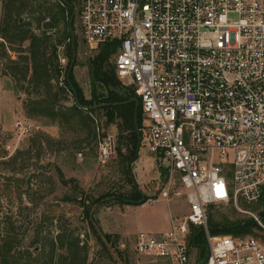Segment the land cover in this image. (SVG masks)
<instances>
[{
	"label": "built area",
	"instance_id": "2783aa9c",
	"mask_svg": "<svg viewBox=\"0 0 264 264\" xmlns=\"http://www.w3.org/2000/svg\"><path fill=\"white\" fill-rule=\"evenodd\" d=\"M72 3L87 52L119 43L116 77L139 102L143 143L164 170L141 191L145 203L188 208L166 231L136 234L134 252L163 264H264V0ZM212 207L252 220L251 233L210 236ZM191 225L204 232L202 261Z\"/></svg>",
	"mask_w": 264,
	"mask_h": 264
},
{
	"label": "rangeland",
	"instance_id": "374dc122",
	"mask_svg": "<svg viewBox=\"0 0 264 264\" xmlns=\"http://www.w3.org/2000/svg\"><path fill=\"white\" fill-rule=\"evenodd\" d=\"M1 16L0 1V20ZM21 20L30 23V31L37 35L44 31L43 24L38 27L26 12L21 14ZM74 22L75 10L72 25L77 48L73 79L84 99L89 101L92 99V85L88 64L96 53L87 52ZM62 27L59 24L48 33L57 38ZM66 43L58 48V55L64 59ZM27 45L26 41L9 46L6 56L0 52V70L6 67L9 58L17 61L18 57H24L21 51ZM109 61L113 65V56ZM58 62L64 71L67 60L61 63L58 58ZM0 77L19 101L15 110L16 120L0 123V263L9 264L10 258L14 257L18 264H26L29 254L40 263H47L52 253L50 241L60 237L64 243L76 241L78 248L74 255L84 257V264H163L138 256L133 250L135 236L140 232H163L167 214L169 217H181L187 214L188 208L181 201L166 203L158 200L148 204L144 202L140 206H126L114 199L127 196L133 187L126 174L128 132H121L124 137L121 145L118 139L121 120L116 118L113 123H107L102 109L91 115L81 112L76 116L69 110L74 105V98L64 88L62 73L58 80L50 81L49 89L40 87L35 90L27 81L21 82L28 92L17 89L18 82L9 76L0 74ZM117 80L120 88L131 91ZM96 89L97 95L103 93L106 96L104 90ZM31 100L43 105L54 102L55 109L66 117L52 119L28 114L25 103ZM139 133V153L130 161V172L141 193L143 189L147 191L154 181L163 180L164 174L159 162L144 145L141 129ZM108 138L112 139V150L103 154ZM107 194L109 196H105ZM143 197L147 199L149 194ZM97 199L100 200L97 202ZM80 200H85L90 218L85 215ZM209 215L216 221L247 219L229 207H212ZM41 224L44 229L39 228ZM5 244L11 246L7 254L4 252ZM65 254V249L57 248L55 244L53 264H63L59 257ZM196 255L197 250L191 255L193 261Z\"/></svg>",
	"mask_w": 264,
	"mask_h": 264
},
{
	"label": "trees",
	"instance_id": "16d2710c",
	"mask_svg": "<svg viewBox=\"0 0 264 264\" xmlns=\"http://www.w3.org/2000/svg\"><path fill=\"white\" fill-rule=\"evenodd\" d=\"M2 8V16L0 20V52L6 56L7 51L10 50L9 46L13 44L21 45L24 42H28L27 47L21 51L25 54L24 57H18L17 61L9 60L4 69L0 70L1 76H9L13 80L18 82L16 88L23 92H28L27 88L21 86V82L27 81L28 84L33 85L37 90L40 87L46 89L50 88V81L54 78L57 80L63 74L62 82L64 88L73 95V98L77 99L80 106L94 107L90 109H83L78 107L75 103L69 108L74 111L76 116H79L81 112H86L91 115L98 109L104 110L107 123L111 124L116 118L121 120L119 125L120 134L118 139L121 145V132H128V143L126 145L129 148V157L127 161L133 160L136 153L137 136L135 131V122L138 126L139 132L141 129V108L139 102L134 99L131 91L120 88L117 80L114 66L110 63L112 54L116 51L118 42H110L104 44L99 51L89 60L88 68L92 85V99L85 100L81 89L73 79L72 70L68 72L69 64L72 59V41L68 30V19L71 15V10L74 8L72 0H65L66 3L59 0H35V1H22V0H0ZM26 12L31 20L37 23V26L42 23L44 31L39 35L30 31V23H24L21 20V14ZM47 20V21H46ZM46 21V22H45ZM62 24V31L59 37L54 38L53 34H49L52 28ZM37 27V28H38ZM73 27V25H72ZM57 35V34H56ZM67 41L64 45V57L67 60V64L62 71V68L58 62V48L62 43ZM77 43L74 40V49L76 52ZM74 64V63H73ZM73 68V67H72ZM20 84V85H19ZM100 88L106 92V96L103 93L96 94L97 89ZM132 98L134 100H132ZM46 103V102H45ZM26 111L28 114H34L36 116L50 117L56 119L57 117H66L61 115L54 107V102L41 104L38 101H28L25 103ZM74 115V114H73ZM72 117V116H71ZM92 123V119L87 116ZM83 127L86 128V125ZM88 127V125H87ZM140 134V133H139ZM141 136V135H140ZM141 141V139H140ZM117 152L120 154L121 149L118 147ZM164 174V170L162 169ZM126 174L129 175L126 170ZM129 183H132L130 176L128 177ZM105 196H109L108 194ZM102 198V197H101ZM116 201L124 205H142L146 201L143 195L137 190L136 187H132L129 194L125 197H114ZM100 199H97V202ZM83 210L87 218L89 211L85 200L82 202ZM264 206V201H263ZM260 217L264 220V209L260 213ZM45 224V223H43ZM43 224L39 225L40 229H44ZM253 222L250 219H235L222 221H216L211 215L208 218V231L210 236L219 235H244L251 233V227ZM189 244L198 249L199 260L202 261L206 255V240L204 232L201 227L190 226ZM106 238H109L105 235ZM55 244L57 248L65 249L66 254L61 255L59 258L63 264H84L85 258L74 255V251L78 248V244L75 240H70L64 243L60 237H56L55 240L50 241L51 245V257L47 263H40L37 258H32L29 254V261L26 264H53L55 255ZM36 245H33L35 247ZM5 254L9 253L11 246L5 244ZM9 264H18L14 257L10 258ZM59 262V260H58ZM0 264H7L2 262ZM201 264V263H199Z\"/></svg>",
	"mask_w": 264,
	"mask_h": 264
},
{
	"label": "crops",
	"instance_id": "0c3cea01",
	"mask_svg": "<svg viewBox=\"0 0 264 264\" xmlns=\"http://www.w3.org/2000/svg\"><path fill=\"white\" fill-rule=\"evenodd\" d=\"M0 103L2 106V109L0 110V123L4 121H10L11 123H13L16 120L15 110L19 103L18 97L14 95L11 89L6 87V82L1 77H0ZM3 104L5 105L4 106L5 109L3 108ZM169 218L170 217L167 214V216L165 217L164 231L168 229Z\"/></svg>",
	"mask_w": 264,
	"mask_h": 264
},
{
	"label": "water",
	"instance_id": "95a60500",
	"mask_svg": "<svg viewBox=\"0 0 264 264\" xmlns=\"http://www.w3.org/2000/svg\"><path fill=\"white\" fill-rule=\"evenodd\" d=\"M59 1L66 3L65 0H59ZM72 22H73V10H71V15H70V17L68 19V30H69V33H70V36H71V41H72V59H71L70 64H69L67 76H68L69 72L72 70L73 63H74V60H75V57H76V53H75V49H74L75 33H74V30H73V27H72ZM74 100H75V103L78 105V107H82L83 109L94 108V107H88V106H80V104L77 102V99L75 98ZM132 100H134V99L132 98ZM135 131H136V136H137V145H136V153H135L134 158L137 157V155H138V151H139V147H140V143H141L139 129H138V126H137L136 122H135ZM130 164H131V162L127 163V171H128L129 176L131 178L133 186L136 187L135 183H134V179H133L132 174L130 172Z\"/></svg>",
	"mask_w": 264,
	"mask_h": 264
}]
</instances>
